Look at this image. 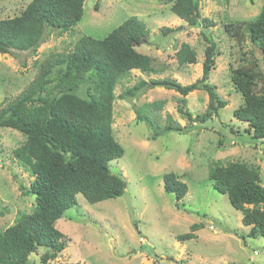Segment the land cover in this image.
<instances>
[{
  "label": "rangeland",
  "instance_id": "obj_1",
  "mask_svg": "<svg viewBox=\"0 0 264 264\" xmlns=\"http://www.w3.org/2000/svg\"><path fill=\"white\" fill-rule=\"evenodd\" d=\"M30 0H0V19L19 15ZM264 0H198L200 19L213 23L204 28L188 27L169 10L166 0H85L83 17L69 32L51 31L35 52L0 54V106L18 96L32 81L38 64L52 52L72 50L82 36L101 39L129 17H136L149 29L148 43L136 50L152 59L154 73L132 71L114 90L113 136L123 147L122 157L109 163L110 172L125 185L121 197L89 204L81 194L76 205L55 223L65 248L47 264H264V237H249L250 227L234 209L226 194L213 188L208 179L212 164L244 162L260 169L264 187V142L246 133L247 125L233 116L242 103L231 74L241 66L258 74L255 91L264 86V65L250 43L244 25L255 19ZM162 27L178 29L163 36ZM179 27V28H178ZM201 31L217 45L214 70L209 83L216 87L226 106L205 124L190 123L177 107L182 97L163 88H145L132 99L119 95L139 80L172 78L188 85L200 78L205 43ZM182 43L197 53L194 65H178L175 52ZM262 79V80H261ZM193 116L206 110L208 96L196 90L185 98ZM162 101L156 111L145 110L162 128L168 117L185 127L151 139L136 110ZM24 136L11 128H0V232L32 211L34 196L20 191L32 180L13 156ZM173 172L188 190L175 207V198L163 189V175ZM194 237L177 241L178 235ZM45 248L39 247L25 264H41Z\"/></svg>",
  "mask_w": 264,
  "mask_h": 264
},
{
  "label": "trees",
  "instance_id": "obj_2",
  "mask_svg": "<svg viewBox=\"0 0 264 264\" xmlns=\"http://www.w3.org/2000/svg\"><path fill=\"white\" fill-rule=\"evenodd\" d=\"M166 2L170 4V12L188 27L202 26L198 0ZM84 3L85 0H30L19 15L0 19V54L35 52L47 33L71 31L83 17ZM203 23L204 28L213 25L208 19ZM176 30L161 28L163 36ZM244 31L264 65V2L258 16L244 25ZM149 33L146 25L133 16L101 39L82 36L72 50L47 55L39 62L29 85L0 106V128H11L24 136L13 156L32 178L29 188L20 186V191L35 199L31 212L22 214L0 232V264H25L39 247L45 248L40 263L47 264L65 248L63 235L55 223L76 205L78 194L89 204L123 195V179L109 170V163L124 154L112 130L114 90L134 70L147 76L154 73L152 59L136 50L148 43ZM201 35L205 48L200 78L188 85L172 78L139 80L119 98H135L145 88H163L182 97L177 111L188 122L205 124L215 118L226 106L216 87L209 83L219 52L210 35L203 31ZM175 58L180 66L197 63L196 51L186 43L175 52ZM256 76L260 79L258 74L241 66L233 70L231 82L242 97L233 116L246 123V133L251 139L264 142V86L255 91ZM196 90L206 92L208 103L203 113L193 116L185 109L184 98ZM163 104L160 101L136 110V119L152 132L151 139L185 128L170 116L162 128L148 117L146 109L159 111ZM208 179L241 212L242 224L250 227L248 236L264 237L260 169L244 162L214 163ZM163 189L174 196L175 207L179 209L188 190L186 183L176 173H165ZM197 227L193 225L192 232L178 235L177 241L193 238Z\"/></svg>",
  "mask_w": 264,
  "mask_h": 264
}]
</instances>
